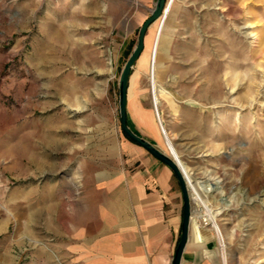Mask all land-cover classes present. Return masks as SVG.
<instances>
[{"label":"rangeland","instance_id":"1","mask_svg":"<svg viewBox=\"0 0 264 264\" xmlns=\"http://www.w3.org/2000/svg\"><path fill=\"white\" fill-rule=\"evenodd\" d=\"M156 3L0 0V264H70L84 147L93 155L102 137L116 146L124 135L120 77ZM159 24L145 69L141 58L133 69L154 111ZM158 61L168 138L192 178L215 188L205 206L219 212L220 263L264 264V0H174ZM161 148L170 155L164 138Z\"/></svg>","mask_w":264,"mask_h":264},{"label":"crops","instance_id":"2","mask_svg":"<svg viewBox=\"0 0 264 264\" xmlns=\"http://www.w3.org/2000/svg\"><path fill=\"white\" fill-rule=\"evenodd\" d=\"M150 38L147 31L144 50ZM140 58L145 69L142 54ZM135 76L132 70L128 123L162 149L161 126ZM101 139L93 155L84 147L81 188L68 213L70 229L65 231L66 260L70 264H172L184 215L177 177L125 134L118 137L116 146L112 138L108 146ZM196 202L192 198L189 238L181 264H221L215 228L206 223Z\"/></svg>","mask_w":264,"mask_h":264},{"label":"water","instance_id":"3","mask_svg":"<svg viewBox=\"0 0 264 264\" xmlns=\"http://www.w3.org/2000/svg\"><path fill=\"white\" fill-rule=\"evenodd\" d=\"M168 0H157L156 7L151 11L150 16L145 20L143 25L139 31L138 44L135 50L132 52L131 56L127 60L120 77V85H119V115H120V123L122 132L130 138L133 142L140 145L148 152H150L154 157L165 163L176 175L182 195L184 200V215H183V223H182V233L181 238L173 259L172 264H181V259L183 256V252L188 242L190 224L192 219V193L189 186V181L181 169L178 161L172 156L167 155L165 152L161 151L158 147L153 145L150 141L143 138L142 136L136 134L128 125V117H127V92L129 79L131 76V72L133 70L134 64L140 58L141 54L144 51L145 47V36L149 27L157 20H159L165 9L167 7Z\"/></svg>","mask_w":264,"mask_h":264},{"label":"bare ground","instance_id":"4","mask_svg":"<svg viewBox=\"0 0 264 264\" xmlns=\"http://www.w3.org/2000/svg\"><path fill=\"white\" fill-rule=\"evenodd\" d=\"M173 1L174 0L168 1L167 7L165 9V12L163 13V16L160 18V24L158 26V32H157V35H156V38H155V41H154V44H153L152 54H151L150 63H149V75H150L151 89H152V94H153V104H154V108L159 113L161 123H163V122H162L161 114L159 112V103H160V101H159V98H158V93L162 94V93H166V91L164 89L158 90L159 87H157V79L156 78H157V74H159V70H160V65H159L160 63L158 61V48H159L160 37H161L162 31H163V28H164V25H165V21H167L168 16L170 15V10H171ZM150 40H151V38H150ZM160 128H161L160 129L161 133L164 136L165 144H166V147H167L170 155H172L178 161L181 169L184 171V173H185V175H186V177H187V179L189 181V186H190L192 195L195 196V198L198 199V201L201 204H203L204 208H202V210H203L202 211V215L206 218V220H209L210 223L213 224V227L216 230L217 237L220 239L221 246L223 248V241H222V237L223 236H222L221 230L219 229V227L217 226V223H216V216L219 214V212L218 211H211L205 206L206 193H210V192H212V190L215 189L214 186L212 185V182L211 183L208 182V184L207 183L203 184V183H201L199 181H195L192 178L188 167L181 160L179 154L177 153V151L175 149L174 144L168 138L167 131H166L164 125L161 124ZM24 152L26 153V151H24ZM223 264H225V260H224Z\"/></svg>","mask_w":264,"mask_h":264},{"label":"trees","instance_id":"5","mask_svg":"<svg viewBox=\"0 0 264 264\" xmlns=\"http://www.w3.org/2000/svg\"><path fill=\"white\" fill-rule=\"evenodd\" d=\"M137 44H138V41H137ZM137 46V45H136ZM136 48V47H135ZM135 48H134V50H135ZM134 50H132V47L129 49V51H128V54H127V60L129 59V57L131 56V54H132V52L134 51ZM127 62V61H126ZM128 125H129V123H128ZM126 136V135H125ZM127 137V136H126ZM128 138V137H127ZM128 139H130V138H128ZM131 140V139H130ZM176 176V175H175Z\"/></svg>","mask_w":264,"mask_h":264},{"label":"built area","instance_id":"6","mask_svg":"<svg viewBox=\"0 0 264 264\" xmlns=\"http://www.w3.org/2000/svg\"><path fill=\"white\" fill-rule=\"evenodd\" d=\"M156 115H157V119H158V121H159V124H160V126H161V120H160V116H159V113H158V111H156Z\"/></svg>","mask_w":264,"mask_h":264}]
</instances>
